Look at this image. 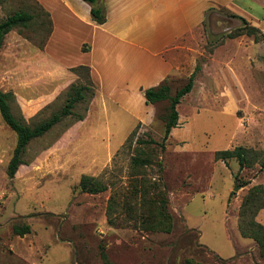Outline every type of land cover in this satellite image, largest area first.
Masks as SVG:
<instances>
[{"label": "rangeland", "instance_id": "rangeland-1", "mask_svg": "<svg viewBox=\"0 0 264 264\" xmlns=\"http://www.w3.org/2000/svg\"><path fill=\"white\" fill-rule=\"evenodd\" d=\"M236 4L245 16L221 4L206 13L186 67L169 79L175 95L201 66L192 92L178 105L179 126L165 149L139 148L153 164L137 173L131 167L137 140H163L169 102L150 108L144 95L131 97V103L129 97L121 105L111 102L86 69L73 70L86 56L69 49L63 58L53 47L40 48L49 27L44 16L22 28L31 39L19 29L6 36L0 90L9 94L19 120L34 126L49 119L77 87H85V96L71 115L29 144L26 164L13 178L7 170L17 136L0 114V264H264L256 242L240 228L251 220L244 202L255 187L262 188L256 197L264 201V41L230 37L245 22L264 33V0ZM20 10L42 12L30 0H0V20ZM237 147L250 151L251 166L216 159L217 151ZM159 162L174 217L171 232L136 227L145 212L136 186L145 180L159 184ZM84 175L107 190L83 192ZM145 187L147 198L159 197L156 187ZM255 219L264 225V209ZM14 224L29 225L31 232L16 235Z\"/></svg>", "mask_w": 264, "mask_h": 264}, {"label": "crops", "instance_id": "crops-1", "mask_svg": "<svg viewBox=\"0 0 264 264\" xmlns=\"http://www.w3.org/2000/svg\"><path fill=\"white\" fill-rule=\"evenodd\" d=\"M30 1L47 11L53 23L45 49L53 47L63 58L69 49L86 56L78 66L88 67L103 95L120 105L125 97L126 103L131 97L142 100L144 90L183 71L190 43L211 8L221 4L247 14L237 0H98L107 20L97 24L84 0Z\"/></svg>", "mask_w": 264, "mask_h": 264}, {"label": "trees", "instance_id": "trees-1", "mask_svg": "<svg viewBox=\"0 0 264 264\" xmlns=\"http://www.w3.org/2000/svg\"><path fill=\"white\" fill-rule=\"evenodd\" d=\"M85 2L91 5V14L93 20L97 24H104L107 20L106 12L103 7L98 6V0H84ZM42 8V7H41ZM44 16L46 19L43 22V25L46 24L49 26L47 31V37L41 44V49H44L46 43L49 40V37L52 33L53 23L50 17V14L42 8L41 15H36L32 12L20 10L16 11L13 14L9 15L3 20H0V52L4 46L6 36L13 30L19 29L20 33L25 35L22 28H29V26L36 21L37 17ZM247 34L249 36H254L256 42H260L261 40L264 41V33H262L256 26L251 25L245 22V26L242 29H239L237 33H231L230 37L235 38L240 35ZM26 36V35H25ZM26 38L31 39L30 37L26 36ZM80 69H86L89 73V68L85 66H78L73 68L74 71ZM201 70V66L197 65L195 71L191 74L188 79V82L177 92L175 95L171 93V86L169 84V79L165 80L162 84L157 87H152L149 89L144 90V96L147 105H155L157 103H161L164 101H168L169 105L167 107L166 116L162 117L164 121V136L161 142H157L154 139L149 140H142L138 139L137 144L138 147L137 153L133 155L131 161V167L134 173L137 171L142 170L148 165L153 164L150 158L143 157L144 150L139 149L144 145H158L162 149L166 148V142L171 136L173 129L179 126L180 115L178 111V105L181 103L183 98L190 94L194 88L195 80L197 73ZM90 75V74H89ZM91 79V78H90ZM85 87H77L75 89V95H72L67 103L65 104L64 108L54 114L49 119L38 123L37 125L30 126L23 123L19 120L12 112L11 104H10V97L9 94L4 93L0 90V114L2 116L3 121L11 128L12 131L17 136V144L14 150L13 156L9 162L7 173L10 177H15L19 168L26 164L24 160V154L26 152L27 147L29 144L37 138H40L50 132L57 124H59L64 118L68 117L73 113V108L75 107L76 102L81 101L84 99V89ZM135 133H133L134 135ZM133 136L129 138L130 146L133 144ZM217 160H229V159H236L241 167L251 166L252 165V158H250V151L243 147H237L233 150H220L217 151L215 154ZM159 166V184L157 183H148L147 180L143 181L142 179L139 184L141 186H136V190L141 192V204L142 208L145 209V212L142 213L139 217L140 226H136L137 229L144 228L148 231H165L171 232L174 228V217L169 211V200H168V192L167 186L164 183V169L162 162L158 163ZM264 166V163H263ZM146 184L148 187H156L158 190L159 197L155 198H147L146 196V188H143ZM80 187L83 192L91 193V194H98L105 192L107 187L97 178L83 176L81 178ZM262 188L255 187L253 192L247 197L246 201L244 202V210H249L251 212V220L248 221V225L241 223V233L244 238L253 239L256 244L258 250H260V254L264 256V225L256 221V216L261 209H264V201H261L260 196L256 193H263L261 191ZM155 203V209L152 212L149 209L151 203ZM150 204V205H148ZM113 205H109V210H112ZM246 211L242 214V217L245 218L247 212ZM109 222L112 224L114 222L113 218L109 214ZM246 219V218H245ZM244 221V219H243ZM242 221V222H243ZM13 231L16 235L25 236L31 232V228L29 225H13ZM103 257L107 259L106 254H103ZM107 264H110L107 262ZM187 264H193L192 262H188Z\"/></svg>", "mask_w": 264, "mask_h": 264}]
</instances>
